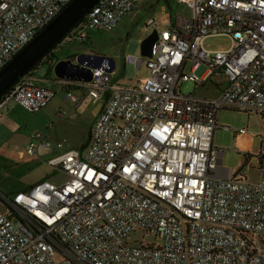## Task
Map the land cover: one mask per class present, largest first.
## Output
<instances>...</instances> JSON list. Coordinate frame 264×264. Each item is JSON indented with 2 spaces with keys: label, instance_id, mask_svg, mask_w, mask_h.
<instances>
[{
  "label": "built area",
  "instance_id": "built-area-1",
  "mask_svg": "<svg viewBox=\"0 0 264 264\" xmlns=\"http://www.w3.org/2000/svg\"><path fill=\"white\" fill-rule=\"evenodd\" d=\"M72 1L0 0V72ZM179 1L191 16L176 14L161 30L146 22L159 33L147 78L124 86L96 69L88 83L58 80L78 110L103 106L84 148L47 161L61 181L0 192V264H264V138L256 183L222 176L224 150L214 146L221 110L264 121V0ZM140 2L100 0L63 44L114 31ZM218 36L228 50L207 48ZM125 62L140 68L144 58ZM216 77L225 79L217 96L181 93L183 83L203 88ZM54 98L28 72L0 98V123L13 105L34 114ZM253 140L235 131V150L247 153ZM41 146L52 143L37 134L20 156Z\"/></svg>",
  "mask_w": 264,
  "mask_h": 264
},
{
  "label": "rangeland",
  "instance_id": "rangeland-1",
  "mask_svg": "<svg viewBox=\"0 0 264 264\" xmlns=\"http://www.w3.org/2000/svg\"><path fill=\"white\" fill-rule=\"evenodd\" d=\"M166 6L167 12L160 11V6ZM191 16V9L186 3L179 0H141L136 9L126 16L119 26L112 32L95 31L91 34V41L86 44L58 45L54 50L59 61L66 60L70 56L81 53H96L114 57L117 61V68L113 74L115 82L124 86H134L138 79L148 77L147 62L138 68L136 64H127L126 57L142 58L141 45L149 36L146 31L148 19L156 20L160 25L159 29L166 28L176 14ZM206 46L211 50H228L231 41L228 37L218 36L209 38ZM191 65L186 69L190 73ZM205 67L198 70L197 74L202 75ZM37 78V85L48 88L55 92V98L47 108L39 113L31 114L24 109L18 108L14 115L15 124L13 131L1 128L0 135V192L13 195L27 190L45 180L59 182L62 175L55 169L48 166L47 161L68 149H81L84 145L89 130L92 128L96 114L93 108H87L79 112L78 117L72 118V114L64 107L75 106L67 99V91L57 80L54 71L48 72L47 66H40L34 72ZM225 85L223 77H216L206 83L205 87L198 88L195 83L187 82L181 86V93L185 96L195 94L197 97H214L218 95V85ZM73 94L80 92L70 90ZM64 108V118L57 117L55 110ZM63 112V111H62ZM51 124H54L55 139H48L52 143L50 149L40 147L36 157L20 156L37 134L46 135ZM219 129L215 132L214 146L224 150L221 175L228 171L234 175L244 176L248 182L256 183L258 168L260 166L259 154L261 142L264 138V121L260 115L248 114L230 109H224L218 115ZM222 127H227L225 130ZM246 130L252 133L254 140L251 149L247 153L235 150V131ZM57 142L63 144V149H57ZM242 147L248 142L242 141ZM248 158V160H246ZM247 162V163H246ZM137 238L140 239L138 235ZM135 238L132 237L131 241ZM153 242L152 238L148 239Z\"/></svg>",
  "mask_w": 264,
  "mask_h": 264
},
{
  "label": "water",
  "instance_id": "water-1",
  "mask_svg": "<svg viewBox=\"0 0 264 264\" xmlns=\"http://www.w3.org/2000/svg\"><path fill=\"white\" fill-rule=\"evenodd\" d=\"M100 0H73L39 35L31 41L0 72V98L16 82L28 73L47 53L61 43L67 34L77 26ZM159 38L157 30L142 42V58H152L153 47ZM117 68L114 57L81 53L75 58L61 60L54 67V74L59 81L91 82L93 71L103 69L113 74ZM100 105V109L102 108Z\"/></svg>",
  "mask_w": 264,
  "mask_h": 264
},
{
  "label": "crops",
  "instance_id": "crops-1",
  "mask_svg": "<svg viewBox=\"0 0 264 264\" xmlns=\"http://www.w3.org/2000/svg\"><path fill=\"white\" fill-rule=\"evenodd\" d=\"M42 88V87H41ZM45 88V87H44ZM45 89H48V88H45ZM68 99V98H67ZM75 104V103H74ZM100 105H101V103H98L97 105H90V106H88L87 108H93L94 109V112H95V114L97 115L98 114V112L100 111L99 109H100ZM48 107V106H47ZM46 107V108H47ZM64 107L66 108V109H68V111L72 114V118H75V117H78V113L79 112H84L87 108H85L83 111H80V110H78L77 108H76V105L75 106H73V107H69L68 105H64ZM18 108H20V109H22L21 107H19V106H17V105H13L11 108H10V110H9V112H8V114L6 115V118H5V122H3V123H0V135H1V131H2V129L1 128H4V129H7V130H10V131H13L12 130V127L14 126V125H16L15 123V120H14V115H16L15 113L18 111ZM64 108H62V107H60L59 106V108H58V110H55V113H58V114H56L57 115V117H59L60 119H62V118H64V114H66L65 112V110H63ZM63 111V112H62ZM56 129V127L54 126V124H51L50 125V127H49V129H48V133L46 134V135H43V136H45L47 139H55V133H54V130ZM90 131H91V129L89 130V132H88V136H87V139H86V141H85V143H84V145L87 143V141H88V139H89V136H90ZM58 143H61V142H57V144ZM42 147V146H41ZM52 147V146H51ZM42 148H44L45 149V147H42ZM46 149H50V148H46ZM59 148H57L56 150H58Z\"/></svg>",
  "mask_w": 264,
  "mask_h": 264
},
{
  "label": "trees",
  "instance_id": "trees-1",
  "mask_svg": "<svg viewBox=\"0 0 264 264\" xmlns=\"http://www.w3.org/2000/svg\"><path fill=\"white\" fill-rule=\"evenodd\" d=\"M84 21V19L77 25V26H75L68 34H67V36H66V38L68 37V35L74 30V29H76L82 22ZM65 38V39H66ZM64 39V40H65ZM64 40L61 42V43H59L58 45L60 46V45H62V43L64 42ZM89 43V42H88ZM88 43H85L86 45L88 44ZM58 45H56V47H54V49H56L57 48V46ZM55 51H53V52H50L49 54H47L46 56H44L29 72L30 73H33L34 74V72L36 71V69L38 68V67H40V66H47V68H48V72H51L52 70H54V67L52 66V65H50L49 64V62L48 61H50V60H52V59H57V60H59L58 59V57L55 55V53H54ZM77 55H74V57H76ZM74 57H72V56H70V57H68V59H70V58H74ZM11 90V89H10ZM8 93V91L6 92V94ZM1 98H4V95L1 97ZM86 145V144H85ZM85 145H83L82 146V148H84L85 147ZM246 160H248V158L246 159ZM247 163V162H246Z\"/></svg>",
  "mask_w": 264,
  "mask_h": 264
},
{
  "label": "flooded vegetation",
  "instance_id": "flooded-vegetation-1",
  "mask_svg": "<svg viewBox=\"0 0 264 264\" xmlns=\"http://www.w3.org/2000/svg\"><path fill=\"white\" fill-rule=\"evenodd\" d=\"M56 47V46H55ZM55 49L53 48L52 50H50L47 54H49L50 52H53ZM74 57V56H72ZM75 58V57H74Z\"/></svg>",
  "mask_w": 264,
  "mask_h": 264
}]
</instances>
